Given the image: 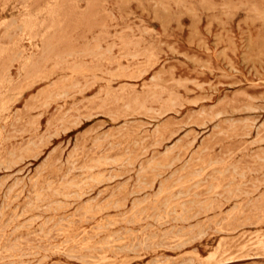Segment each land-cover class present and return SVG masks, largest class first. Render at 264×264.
Instances as JSON below:
<instances>
[{
    "label": "rangeland",
    "instance_id": "rangeland-1",
    "mask_svg": "<svg viewBox=\"0 0 264 264\" xmlns=\"http://www.w3.org/2000/svg\"><path fill=\"white\" fill-rule=\"evenodd\" d=\"M0 264H264V0H0Z\"/></svg>",
    "mask_w": 264,
    "mask_h": 264
},
{
    "label": "bare ground",
    "instance_id": "bare-ground-1",
    "mask_svg": "<svg viewBox=\"0 0 264 264\" xmlns=\"http://www.w3.org/2000/svg\"><path fill=\"white\" fill-rule=\"evenodd\" d=\"M57 3V2H56ZM27 19V18H26ZM29 20V19H28ZM54 21V20H53ZM31 22V21H30ZM35 23V22H34ZM7 27V26H6ZM38 36V35H37ZM74 72V71H73ZM102 135V134H101ZM172 148V147H171ZM183 204V203H182Z\"/></svg>",
    "mask_w": 264,
    "mask_h": 264
}]
</instances>
